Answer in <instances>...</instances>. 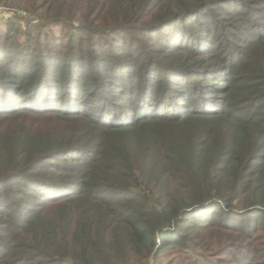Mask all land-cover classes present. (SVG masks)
Here are the masks:
<instances>
[{"label":"trees","instance_id":"16d2710c","mask_svg":"<svg viewBox=\"0 0 264 264\" xmlns=\"http://www.w3.org/2000/svg\"><path fill=\"white\" fill-rule=\"evenodd\" d=\"M1 7L0 264H264V0Z\"/></svg>","mask_w":264,"mask_h":264},{"label":"rangeland","instance_id":"374dc122","mask_svg":"<svg viewBox=\"0 0 264 264\" xmlns=\"http://www.w3.org/2000/svg\"><path fill=\"white\" fill-rule=\"evenodd\" d=\"M13 11H14V9H13ZM12 14H14L12 12V8H9V7H1L0 8V19H7V18L11 17ZM50 28H52V30L54 32L56 31V36H57L58 35V29L54 26H51ZM162 264H164V263L162 262Z\"/></svg>","mask_w":264,"mask_h":264}]
</instances>
